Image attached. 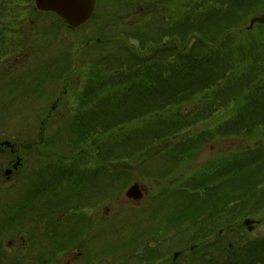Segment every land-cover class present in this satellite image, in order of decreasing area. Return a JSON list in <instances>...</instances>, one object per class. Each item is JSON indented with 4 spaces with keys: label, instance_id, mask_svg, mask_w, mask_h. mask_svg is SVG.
I'll use <instances>...</instances> for the list:
<instances>
[{
    "label": "rangeland",
    "instance_id": "1",
    "mask_svg": "<svg viewBox=\"0 0 264 264\" xmlns=\"http://www.w3.org/2000/svg\"><path fill=\"white\" fill-rule=\"evenodd\" d=\"M156 1L96 0L93 17L76 28L35 0L8 1L16 20L26 19L35 52L17 65H9L16 58L0 62V140L26 147L20 170L0 179V264H225L228 249L264 242V127L234 128L251 89L264 88V22L252 23L264 15V0H235L222 14L240 48L234 68L242 79L252 74L251 86L235 90L228 62L232 91L225 75L209 94L157 112L189 121L222 95L228 102L208 118L134 145L130 132L141 119L107 125L83 100L94 73L116 81V68L132 57L148 58L159 43L182 46L179 36L160 38L168 33L162 18L178 0ZM139 3L163 10L154 6L160 16L152 19ZM4 24L0 17V34ZM153 37L161 40L147 41ZM88 115L98 117L94 138L76 125L92 121ZM132 184L136 196L128 197Z\"/></svg>",
    "mask_w": 264,
    "mask_h": 264
},
{
    "label": "trees",
    "instance_id": "2",
    "mask_svg": "<svg viewBox=\"0 0 264 264\" xmlns=\"http://www.w3.org/2000/svg\"><path fill=\"white\" fill-rule=\"evenodd\" d=\"M152 1V0H150ZM235 0H178V8H172L165 14L164 22H167V32L160 34V38L170 36L181 37L182 46L176 40L158 44L147 57H132L128 64H120L116 69H121V74L113 75L119 81V84L112 76H105L100 71L94 73L91 79L92 84L87 85L88 92L85 93L83 100L85 104L90 105L91 109H95L98 115L105 117L107 125L113 124L114 127L129 122L139 121L143 125L136 127L135 133L130 132L134 145L136 140L150 135L155 139H162L170 135V130L177 131L192 122H197L208 118L212 115L210 111H219L225 102L222 95H218L219 102H213L208 99V110L199 109L195 114L190 115L189 121L183 120L182 117H169L167 115H157L159 110L165 109L170 105L177 103H191L194 95L209 94L211 89L215 88L218 81L227 75V81H230L229 91L234 89V77L230 74L232 68L235 70L238 88L250 85V77L247 75L244 79L239 77V72L234 68V58L238 48L233 47L230 43L231 28L228 25V15L226 9L234 5ZM249 0H237L242 3ZM158 4L159 0L156 1ZM176 3V1H173ZM137 6V4L135 5ZM163 10L157 4L149 7L139 3L137 7L148 10L153 17H159L160 12L153 7ZM228 10V9H227ZM147 27V25H146ZM155 37V36H154ZM149 38L147 41L159 42L161 39ZM220 45L214 48L212 44ZM202 48V52L199 53ZM240 49V48H239ZM165 53V56H164ZM217 59V58H220ZM141 58H147L145 60ZM217 59V60H216ZM98 61V60H97ZM242 62L241 60H239ZM233 64L228 67L227 63ZM109 63V62H108ZM243 63V62H242ZM107 64V62H106ZM100 68H104V64L98 61ZM110 68V66H108ZM108 74H111L108 72ZM91 77V73L88 75ZM255 78L254 80L257 81ZM252 80V82H254ZM120 89H111L114 86H120ZM251 86V85H250ZM102 94L104 99H93L97 95ZM235 101V99H234ZM91 102V103H90ZM202 103V102H201ZM199 103V104H201ZM219 103V105H218ZM211 104V105H210ZM93 106V108H92ZM88 110L89 107L85 106ZM211 113V114H210ZM108 114V115H107ZM113 115L112 117L109 115ZM155 115V116H154ZM90 120L78 119L77 127H81L82 133H87V137H95L97 130L98 117L96 115H88ZM111 120V121H110ZM104 121V120H103ZM96 126H93L94 124ZM103 126H107L102 124ZM234 128L250 130L254 127H264V88L260 90L251 89L250 95L245 98L244 105L241 106L234 114ZM183 128V130H184ZM99 144V143H97ZM104 147L98 151L102 152ZM95 150V148H94ZM89 153L93 155L91 147ZM244 250L242 243L237 245L234 250L228 249L229 264H264V242L260 246L250 245ZM234 260L236 262L234 263ZM239 260V263H238ZM225 263V264H228ZM209 264H222L221 260L212 259Z\"/></svg>",
    "mask_w": 264,
    "mask_h": 264
},
{
    "label": "flooded vegetation",
    "instance_id": "3",
    "mask_svg": "<svg viewBox=\"0 0 264 264\" xmlns=\"http://www.w3.org/2000/svg\"><path fill=\"white\" fill-rule=\"evenodd\" d=\"M8 1L3 0L0 3V17H5V24L2 25V33L0 34V62L3 63L9 58H16V61L10 62L17 65L21 63L19 58L26 57V59L35 52L32 43H29L25 37L26 33L23 24L25 20H16V12L8 10ZM33 1V0H31ZM5 4V9L1 8ZM12 16L13 18H10ZM17 21V25L15 26ZM19 22V24H18ZM18 38V41H15ZM20 40V41H19ZM21 42V44H20ZM13 56H8L13 53ZM32 52V53H31ZM32 60V59H31ZM19 61V62H18ZM17 62V63H15ZM26 151V147L13 143L11 140L2 139L0 140V179L3 177L9 179L13 173H17L25 162V156L22 152ZM8 155V157H6ZM1 157H4L3 159ZM12 157V158H11Z\"/></svg>",
    "mask_w": 264,
    "mask_h": 264
},
{
    "label": "water",
    "instance_id": "4",
    "mask_svg": "<svg viewBox=\"0 0 264 264\" xmlns=\"http://www.w3.org/2000/svg\"><path fill=\"white\" fill-rule=\"evenodd\" d=\"M96 0H36L38 7L53 11L60 15L71 27H77L92 16ZM264 22V15L253 19L254 22ZM137 186H132L128 196H136Z\"/></svg>",
    "mask_w": 264,
    "mask_h": 264
}]
</instances>
